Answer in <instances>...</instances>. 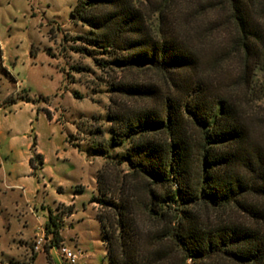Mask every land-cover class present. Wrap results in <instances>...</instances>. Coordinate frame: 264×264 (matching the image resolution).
I'll use <instances>...</instances> for the list:
<instances>
[{
  "label": "trees",
  "instance_id": "1",
  "mask_svg": "<svg viewBox=\"0 0 264 264\" xmlns=\"http://www.w3.org/2000/svg\"><path fill=\"white\" fill-rule=\"evenodd\" d=\"M70 16L119 69L161 79L112 85L137 106L109 110L108 148L125 145L127 171L116 181L103 168L91 198L109 263L264 264V152L232 96L264 70V0H77ZM202 31L220 38L203 55L191 44ZM224 60L227 83L211 73ZM58 221L49 211V264Z\"/></svg>",
  "mask_w": 264,
  "mask_h": 264
},
{
  "label": "rangeland",
  "instance_id": "2",
  "mask_svg": "<svg viewBox=\"0 0 264 264\" xmlns=\"http://www.w3.org/2000/svg\"><path fill=\"white\" fill-rule=\"evenodd\" d=\"M76 2L0 0V158L20 186L0 196L6 207L0 215V250L6 256L20 232L25 239L39 233L50 211L57 216L59 235L76 255L77 264H110L91 198L97 195V173L103 168L116 181L127 171L121 159L125 145L108 148L109 110L137 106L136 101L116 95L112 85H161V79L149 70L114 65L110 54L89 41V29L73 21L70 13ZM204 20L200 16L195 24ZM219 41L217 34L202 31L191 44L203 55ZM233 70L224 60L211 73L227 83ZM12 74L18 75L20 85L14 84ZM232 96L253 146L264 152V70L254 72L248 90L236 87ZM33 137L42 165L30 169L27 156L32 157ZM102 148L107 155L95 153ZM29 207L32 215L18 216ZM231 216L240 219L237 213ZM32 256L33 264H49L43 252Z\"/></svg>",
  "mask_w": 264,
  "mask_h": 264
},
{
  "label": "crops",
  "instance_id": "3",
  "mask_svg": "<svg viewBox=\"0 0 264 264\" xmlns=\"http://www.w3.org/2000/svg\"><path fill=\"white\" fill-rule=\"evenodd\" d=\"M31 46H32V43L29 45V48H28L29 50L27 51L29 57H32V55H33L31 52ZM1 58L2 57L0 55V61L2 62ZM11 77L13 78L15 85L21 84V82L19 81L18 75L14 76V74H12ZM31 106L34 107L35 105L31 104ZM40 111L43 112L42 110H40ZM44 115H45V113H44ZM49 121H53V120L50 119ZM29 150L32 152V154H34V153L37 154L35 149L32 150L30 147ZM30 158H31V155L29 154L27 156V165L28 166H29L28 161ZM35 165H39V164L37 162H34V166ZM4 166H5V163H3L2 159L0 158V196H5L8 192H11L17 188H20V186L15 184L16 181H15L13 173H11L10 171L6 172L4 170ZM39 166H41V165H39ZM29 168H30V166H29ZM2 211L6 212V207H5L4 203L1 202V200H0V215L3 214ZM33 211L34 210L29 207V208H27V210L24 209L23 211H21V213H19L18 216H26L27 214L32 215ZM35 213L37 214V212H35ZM46 221H47V217H46V219H43V221H42L43 226L46 223ZM26 227H27L26 222H24L23 229H26ZM6 228L9 230L10 223H6ZM19 235H20L19 238L14 240L15 245L13 246V249L10 248L9 252L6 256H4L0 250V253H1L0 264H28L29 262H30V264H33L34 260L33 261L30 260L31 256H32L31 252H30V248H31V241H32L33 236H32V238L29 237V238L25 239V237H23L24 235L21 232L19 233ZM60 238H61V243L63 244L64 239L61 236H60ZM63 245H65V244H63ZM48 254H49L50 261H51L50 264H53V262H55L56 264H65V263H63V261L60 259L57 252L53 248H50L48 250Z\"/></svg>",
  "mask_w": 264,
  "mask_h": 264
},
{
  "label": "built area",
  "instance_id": "4",
  "mask_svg": "<svg viewBox=\"0 0 264 264\" xmlns=\"http://www.w3.org/2000/svg\"><path fill=\"white\" fill-rule=\"evenodd\" d=\"M49 245V239L48 236L45 234L44 229L40 230L39 233H36L33 236L32 242H31V248L30 252L31 255H34L39 252H43L45 248ZM56 252L60 259L65 264H77V257L76 255L71 252L65 245L60 243L56 246Z\"/></svg>",
  "mask_w": 264,
  "mask_h": 264
}]
</instances>
